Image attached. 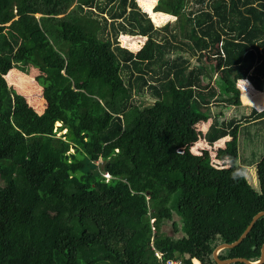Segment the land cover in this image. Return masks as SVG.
I'll return each mask as SVG.
<instances>
[{
  "label": "trees",
  "instance_id": "1",
  "mask_svg": "<svg viewBox=\"0 0 264 264\" xmlns=\"http://www.w3.org/2000/svg\"><path fill=\"white\" fill-rule=\"evenodd\" d=\"M188 1L155 7L178 19L173 33L136 0H0V264H218L217 247L264 211V153L238 161L233 144L210 183H193L196 162L177 153L203 137L193 119L214 100L241 108L243 87L264 108V0H194L184 14ZM128 34L146 38L138 53L119 45ZM28 67L42 114L5 80L25 91L12 69ZM149 92L153 102L136 100ZM263 118H214L205 140L240 123L249 142L264 139ZM263 246L264 216L219 257L256 263Z\"/></svg>",
  "mask_w": 264,
  "mask_h": 264
},
{
  "label": "rangeland",
  "instance_id": "2",
  "mask_svg": "<svg viewBox=\"0 0 264 264\" xmlns=\"http://www.w3.org/2000/svg\"><path fill=\"white\" fill-rule=\"evenodd\" d=\"M136 1L141 11L143 13H146L148 17L151 18V20L154 22L157 29L164 28L174 33L175 29L180 27L178 23V19L176 17H173L171 15H168L162 12L155 11V7L159 0H136ZM194 5H195L194 0L188 1V4L185 7L183 13L186 14V12H189L191 9H193ZM37 16L38 17L36 19H39L40 15L38 14ZM120 21H123V19ZM162 34H166V32L162 31ZM145 41H146V38H139V37L128 34V35L120 36L119 45L125 49H128L129 51L138 53L144 46ZM181 54L184 57L190 59L194 67L197 65H202L197 61V57H191L186 52H182ZM206 63L207 61L205 59V65ZM29 70H30V73L28 74L27 71ZM12 71L20 72L19 74H21L22 76L19 78H16V81L18 82L17 84L20 86H25L26 88H25V91L22 92L16 86H13L12 85L13 83L10 77H6L10 72L5 76V80L7 82L8 88L10 89L14 88L18 93H20L26 98L29 106L32 107L34 111H36L39 114H42L45 111L47 104L46 106H44V108H42L39 105H37L36 102L33 103L28 95L29 93L41 94V92L43 94L44 90L37 81H36L37 88L33 89L34 86L29 85V77H30L29 75L30 74L34 75V80H36V77L40 74V72L38 70L35 71L33 67H28V70L25 72L19 68H14L12 69ZM216 77L213 81V84L216 83L215 80L218 81L220 79V78L216 79ZM243 82L244 81L239 82L240 87L243 86L242 85ZM216 88H217V92L220 93V89L217 86ZM241 91H242L241 93L242 107L241 108L230 107V106H227L223 103H220L214 100L215 102L213 103V105H211L207 109V111H204V113H202L199 116L194 117L193 119V124L197 132L201 128L204 129L203 137L201 138L199 136V140H198L199 143L196 142L194 144H190V146L187 145L188 147L185 146V148L187 149H184V150L180 149V147L177 149L178 155L182 157H188L189 155L191 157V161L193 163L196 162L195 164L198 166V168L195 169L194 171L195 176L191 178L193 183H197V180H199L196 177V175H198L199 173L203 176L202 180L204 183H210L212 179L215 177L216 169L221 170V169L229 168L233 159L230 157L228 158L229 152L227 151V149L230 150L233 144L235 145V148H236L235 150L238 152V157H237L238 161H240L241 159V157H239L240 153H241L243 160L244 159L248 160L251 157L252 150L256 152L258 159L261 157L259 155H262L264 153V139L257 138V139H254L252 142H249L248 137L246 136L247 134L243 133L244 127L247 126L246 123H240L238 127L235 128L231 136L226 137L224 140L218 141L219 143L217 142L216 144L214 143L212 145L205 143L207 142L205 140V134L208 131L209 127L211 126L214 118H219L220 120H226V119L230 120L236 117V119H239V118H244L245 116H249L252 113V109H256L259 112L264 111V108H261V107L257 108L253 106L251 103L250 105L246 104V102L244 101L245 90L243 89V87L241 88ZM252 92L253 93L256 92V90L253 87H252ZM148 94L149 95H147L146 97H140L136 100L139 103L147 102V101L153 102L155 98L150 95V92ZM260 121L262 125H264V118L260 119ZM57 127H60L59 123L57 124ZM263 130L264 129H262L261 132L264 135ZM65 132L66 131L62 133H58L57 137H60ZM72 151L73 150H71L70 152ZM196 155H199L200 157L197 158L198 156ZM214 160L216 162H214ZM5 161L6 160H2V161L0 160V163L5 162ZM245 161H242V163H245ZM245 164L247 165L248 163H245ZM255 166L256 164L253 166L247 165V169H248L247 176H248L249 182L252 185H256V187H258L257 172H256ZM175 220L177 223H179L180 221V219L177 217L175 218ZM163 230L166 233L175 234V231L172 228V225L170 224L164 227Z\"/></svg>",
  "mask_w": 264,
  "mask_h": 264
},
{
  "label": "water",
  "instance_id": "3",
  "mask_svg": "<svg viewBox=\"0 0 264 264\" xmlns=\"http://www.w3.org/2000/svg\"><path fill=\"white\" fill-rule=\"evenodd\" d=\"M264 216V211L263 212H260L259 214H257L250 226L247 228V230L244 232V234L239 238L238 241H236L235 243L233 244H223L219 247H217V249L214 251V259L215 261L218 263V264H233V263H237V262H242V263H245V264H263L264 263V246L262 248V255H261V258L259 260V262L257 263H253L247 259H244V258H236V259H229V260H221L220 257H219V254L221 251L225 250V249H232V248H235L237 247L247 236L248 234L251 232L254 224L256 223V221H258L261 217Z\"/></svg>",
  "mask_w": 264,
  "mask_h": 264
},
{
  "label": "built area",
  "instance_id": "4",
  "mask_svg": "<svg viewBox=\"0 0 264 264\" xmlns=\"http://www.w3.org/2000/svg\"><path fill=\"white\" fill-rule=\"evenodd\" d=\"M106 176L108 178L110 177L108 174ZM159 257H161V254H159ZM164 264H186V263L179 259V260H171ZM193 264H200V263L198 261H195Z\"/></svg>",
  "mask_w": 264,
  "mask_h": 264
},
{
  "label": "clouds",
  "instance_id": "5",
  "mask_svg": "<svg viewBox=\"0 0 264 264\" xmlns=\"http://www.w3.org/2000/svg\"><path fill=\"white\" fill-rule=\"evenodd\" d=\"M47 104V103H46ZM47 107V106H46ZM107 175V174H106ZM105 175V176H106ZM109 175V174H108ZM110 176V175H109ZM107 177V176H106ZM146 200L148 201L149 200V198H148V196H146ZM149 202V201H148ZM158 256H159V254H157ZM161 258V257H160ZM175 260H179V259H175ZM259 262V261H258ZM257 263V262H256Z\"/></svg>",
  "mask_w": 264,
  "mask_h": 264
},
{
  "label": "crops",
  "instance_id": "6",
  "mask_svg": "<svg viewBox=\"0 0 264 264\" xmlns=\"http://www.w3.org/2000/svg\"><path fill=\"white\" fill-rule=\"evenodd\" d=\"M224 139H225V138H224ZM224 139H221V140H224ZM221 140H219V141H221ZM205 143L207 144L208 142H205ZM216 143H217V142H216ZM216 143H215V144H216ZM208 144H209V143H208ZM209 145H212V144H209ZM255 186H256V185H255Z\"/></svg>",
  "mask_w": 264,
  "mask_h": 264
}]
</instances>
